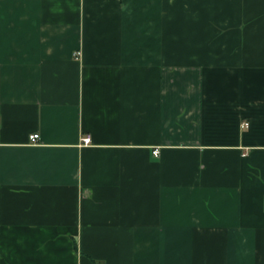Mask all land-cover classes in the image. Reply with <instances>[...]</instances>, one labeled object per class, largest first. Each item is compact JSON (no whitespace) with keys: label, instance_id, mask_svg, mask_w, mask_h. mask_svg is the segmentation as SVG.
<instances>
[{"label":"crops","instance_id":"obj_1","mask_svg":"<svg viewBox=\"0 0 264 264\" xmlns=\"http://www.w3.org/2000/svg\"><path fill=\"white\" fill-rule=\"evenodd\" d=\"M0 264H264V0H0Z\"/></svg>","mask_w":264,"mask_h":264},{"label":"built area","instance_id":"obj_2","mask_svg":"<svg viewBox=\"0 0 264 264\" xmlns=\"http://www.w3.org/2000/svg\"><path fill=\"white\" fill-rule=\"evenodd\" d=\"M248 126H249L248 123H244L243 124V127H246L247 128ZM38 139H39V135H31L30 136V141L32 143H36L38 141ZM83 143H84V145H89L91 143V138L89 136L84 137L83 138ZM154 155L155 156H159V151L158 150H155L154 151Z\"/></svg>","mask_w":264,"mask_h":264}]
</instances>
